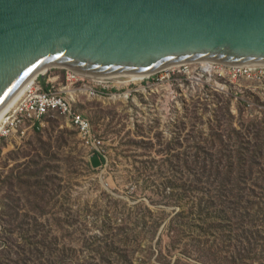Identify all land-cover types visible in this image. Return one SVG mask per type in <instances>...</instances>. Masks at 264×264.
I'll return each instance as SVG.
<instances>
[{
    "label": "rangeland",
    "instance_id": "rangeland-1",
    "mask_svg": "<svg viewBox=\"0 0 264 264\" xmlns=\"http://www.w3.org/2000/svg\"><path fill=\"white\" fill-rule=\"evenodd\" d=\"M184 70L85 85L93 144L57 112L0 141V264H264V97Z\"/></svg>",
    "mask_w": 264,
    "mask_h": 264
},
{
    "label": "water",
    "instance_id": "water-1",
    "mask_svg": "<svg viewBox=\"0 0 264 264\" xmlns=\"http://www.w3.org/2000/svg\"><path fill=\"white\" fill-rule=\"evenodd\" d=\"M201 60L264 64V0H0V111L47 66L154 74Z\"/></svg>",
    "mask_w": 264,
    "mask_h": 264
},
{
    "label": "built area",
    "instance_id": "built-area-1",
    "mask_svg": "<svg viewBox=\"0 0 264 264\" xmlns=\"http://www.w3.org/2000/svg\"><path fill=\"white\" fill-rule=\"evenodd\" d=\"M245 66L247 65L233 66V69H231L229 73V77L231 76L230 74H232L233 81L244 82L247 84L250 83L252 86H249L248 84L247 89H253L252 91L257 92L258 95L264 97V67L251 69ZM204 69L205 68H202L201 72H203ZM205 70L206 73H202L204 74L202 77L207 79L211 72L217 73L219 68L215 66L210 73L207 71L208 69ZM64 72H66L67 85L74 91H79L80 88L84 89L86 87L87 89L92 90V88L85 85L93 86L95 84V86H100V84L88 80L83 73ZM45 76L46 75L38 76L18 106L4 115L0 121V141L11 138L20 131L43 126L47 117L50 114L57 112L67 115L71 124L77 129L82 139L88 144H90V142L93 144V139L91 137L92 128L89 121L81 115L73 114L71 111V95H67L66 92H61L59 89H55V84L51 80L46 82L49 87H43L40 78Z\"/></svg>",
    "mask_w": 264,
    "mask_h": 264
},
{
    "label": "bare ground",
    "instance_id": "bare-ground-1",
    "mask_svg": "<svg viewBox=\"0 0 264 264\" xmlns=\"http://www.w3.org/2000/svg\"><path fill=\"white\" fill-rule=\"evenodd\" d=\"M215 66L219 68V70H217V73L211 72V70L214 69ZM178 67L185 68L184 73L189 78H191L193 86L195 85L194 82H198L201 85L206 84V83L210 84L211 87L214 89H225V87L224 88L222 87L223 85L221 84V81H227V80L233 81L232 74H230L231 76L229 77V73L231 69H233V66L216 63L215 61L201 60V61H195V62H190V63L177 64L165 70H169L171 68H178ZM245 67L252 69V68H258V67H264V64H260V65L249 64ZM202 68L208 69L207 71L209 73L211 72L208 78L206 79V81H204V78L202 77L204 75L202 73H206V70L204 69V71L201 72ZM54 69L64 70V71H69V72H76V73L78 72L77 69L74 70L71 67H63V66H47V67L42 68L40 71L34 74L31 78H29L24 83V85L19 89V91L14 95V97L3 107V109L0 111V121L2 120V118L8 111L18 106V104L20 103V101L23 100L28 89H30V87L34 84L38 76L47 75L50 70H54ZM78 73H81V72H78ZM83 73H84L83 75L86 76L88 80L93 81L105 87H109L110 84L115 85V84H122L126 82L129 83V82H133V81L153 75L151 73L113 74V73H103V72L90 71V70H88V72H83ZM65 90L70 93L72 97V101H75L76 97H78V95L80 94H85V96L86 94L93 96L92 90L87 89V87L84 89H80L79 91H74L72 89H65Z\"/></svg>",
    "mask_w": 264,
    "mask_h": 264
}]
</instances>
